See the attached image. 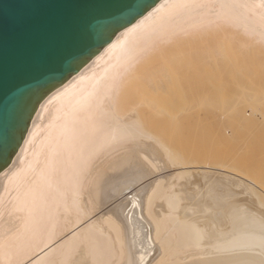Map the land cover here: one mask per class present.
Here are the masks:
<instances>
[{
  "label": "bare ground",
  "instance_id": "obj_1",
  "mask_svg": "<svg viewBox=\"0 0 264 264\" xmlns=\"http://www.w3.org/2000/svg\"><path fill=\"white\" fill-rule=\"evenodd\" d=\"M257 57L264 0H160L119 31L0 172V264H264V189L197 129L238 116L215 92L264 85Z\"/></svg>",
  "mask_w": 264,
  "mask_h": 264
},
{
  "label": "water",
  "instance_id": "obj_2",
  "mask_svg": "<svg viewBox=\"0 0 264 264\" xmlns=\"http://www.w3.org/2000/svg\"><path fill=\"white\" fill-rule=\"evenodd\" d=\"M160 0H0V172L40 103Z\"/></svg>",
  "mask_w": 264,
  "mask_h": 264
},
{
  "label": "rangeland",
  "instance_id": "obj_3",
  "mask_svg": "<svg viewBox=\"0 0 264 264\" xmlns=\"http://www.w3.org/2000/svg\"><path fill=\"white\" fill-rule=\"evenodd\" d=\"M256 60L260 68H262L260 71L264 73V66H262L263 61L260 57H257ZM249 97H252L253 100H250ZM250 101L256 105L257 109L258 118L256 116L257 120L254 124L255 126L242 124L241 120V115L243 113L241 107L251 104ZM213 105L222 106L224 111L225 108L229 107L226 111L230 112L231 108V111L238 114V116L232 117V120L229 123H225L222 120L221 123L220 120L216 121L215 118V120L213 118H203L198 123L197 129L202 130V136L207 137L203 141L201 140V144L199 146L204 154L203 159L206 160L208 158L207 156H209L211 152L216 151L217 143L212 137H214V139L216 137H220V139H218V143L221 141L223 142V148L226 150L227 156H230L231 166L236 170V172L244 175L249 180H253L264 189V85L256 88L252 92H248L247 90L217 91L214 94ZM234 108L237 109L234 110ZM209 121L210 123H207ZM247 131H250V133ZM253 132L254 134L252 136ZM223 138H228V140L224 141ZM161 160L163 159L161 158ZM165 171H168V174ZM169 171L172 173L173 169L171 170V168H169L163 161L160 173L163 175L165 172L163 176L168 179L171 174ZM152 179L153 178H151V180ZM140 186L142 187V185L135 186L133 190L139 192L141 188ZM133 190L129 191L127 189V191H129L128 193H131V195L134 192ZM125 197L126 196H122V199ZM120 198L118 199L119 202L122 201Z\"/></svg>",
  "mask_w": 264,
  "mask_h": 264
}]
</instances>
